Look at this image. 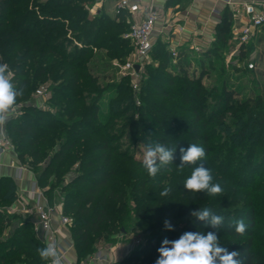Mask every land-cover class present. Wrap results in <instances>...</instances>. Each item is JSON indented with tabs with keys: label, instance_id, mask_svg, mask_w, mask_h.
I'll use <instances>...</instances> for the list:
<instances>
[{
	"label": "trees",
	"instance_id": "16d2710c",
	"mask_svg": "<svg viewBox=\"0 0 264 264\" xmlns=\"http://www.w3.org/2000/svg\"><path fill=\"white\" fill-rule=\"evenodd\" d=\"M86 1L90 0H0V65H9L14 71L11 82L23 90L14 105L21 103L22 109L8 118L6 133L20 161L33 167L50 204L55 197L62 200L63 213L72 218L78 261L130 229L151 227L142 234L147 244L141 251L134 248L113 264H132L140 257L141 264H155L161 245L150 247L156 239L175 240L185 232L209 231L229 252L239 251L240 264H264V184L243 182L236 178V170H230L235 165L247 177L264 164V149H257L264 140L263 98L234 100L233 92L223 86L216 105L224 103V109L217 117L214 109H206L212 90L203 83L208 74L204 61L199 75L191 73V62L181 56L174 61L168 43L158 39L151 52L156 65L145 64L148 76L140 78L139 92H150V98L142 97L136 106L132 93L126 94L131 90L130 76L102 85L89 65L97 51L120 61L131 56L133 44L125 36L131 23L123 11L110 16L101 8L91 14ZM231 24L227 9L206 57L220 56L231 37ZM244 52L242 48L240 55ZM46 81L51 82V95L45 100L48 107H41L33 102V92ZM106 93L108 106L103 114L99 99ZM227 111L225 137L212 142L215 132L209 127L215 119L222 123ZM117 112L127 117L118 122ZM127 130L133 138L138 134L145 148L149 143L177 145L173 164L150 177L143 160L120 148ZM190 144L205 149V167L212 172V183L221 186L220 194L184 189L195 165L182 170L176 166L181 163L179 148ZM238 155L244 159L239 161ZM76 161V174L65 181L68 167ZM55 181L62 182L58 194ZM165 188L171 191L160 196ZM17 197L14 179L0 177V264H50L39 256L37 250L46 245L34 232L31 218L21 220L9 235L3 234L12 221L3 210ZM205 207L224 217L218 229L190 216L192 210ZM165 219L173 230L165 229ZM241 219L247 225L243 235L235 231V222Z\"/></svg>",
	"mask_w": 264,
	"mask_h": 264
},
{
	"label": "rangeland",
	"instance_id": "374dc122",
	"mask_svg": "<svg viewBox=\"0 0 264 264\" xmlns=\"http://www.w3.org/2000/svg\"><path fill=\"white\" fill-rule=\"evenodd\" d=\"M111 1L112 0H90V1H86L85 3L87 4V7L90 13L95 14L98 9L103 8L102 3H105L106 4L105 6L108 7L109 2ZM114 6H115L113 7L114 11H110V13H108L110 16H113L116 14L115 13L116 12L115 10L117 9L116 0H115ZM123 15L126 17L127 20L130 19V14L126 10H123ZM237 48H238L237 40H235L232 35V40L231 38L228 40L226 46L223 48V50H221L219 57H215L211 61L204 62L205 69L207 70L208 74L204 77L203 83L208 90L210 91L212 90L211 96H209L208 101L206 103L207 104L206 109L207 111L214 109L215 114H217V117H219L220 114H222V111L220 110L224 109V103H221V105H216V101L217 99H219V96L222 93L223 86L230 92H233L234 100L236 99L245 100L247 98H254L256 96H261L264 100V40L256 41L255 43H251L250 45L245 46L246 50L242 54V56H244L243 60L240 59V57L242 56L240 55L241 53L239 52ZM236 50L238 51L236 52ZM256 53H258L255 59L256 68L249 69L246 65L250 61L249 57L251 56V54L255 55ZM129 57H124L123 61H120L117 59H109L108 57H106L104 51H97L94 54V56L90 59L89 65L92 69V73L100 77L99 82L102 85H105V84H108L109 82H117L121 80L122 66L129 59ZM0 58H1V55H0ZM190 62H191V67L189 68V71L191 73L195 71L199 75L200 69H201L200 60L195 57V60L194 61L190 60ZM146 64L156 65V62L152 59L151 55L147 59ZM3 65L7 66L6 75L8 76L10 80H12V78L14 77V71L9 67V65L6 62L3 63ZM148 73H149L148 67H144L142 71V75L147 77ZM50 84H51L50 81H46L44 83H41L37 88H39L42 85L50 88ZM130 86H131V90L127 91L126 94L132 93L133 101L136 104V106L141 105V103L138 104V101L142 102L141 101L142 97L150 98V92H146L142 94L139 91H136L134 87L132 86V81L130 82ZM35 92L36 90L33 92V96ZM112 95H115V92H112ZM107 97L108 95L106 93V94H103L102 97L99 99L100 112L103 114H106L107 112V106H108ZM47 98L48 97L41 99L39 97L34 96L33 102H35L36 104L37 103L45 104L44 107H46L47 104L45 103V100ZM130 101L131 100H129V102ZM132 106L134 107V104H132ZM12 109H13V114H17L22 109L21 103L14 106ZM224 114H225L223 115L224 119L222 120L223 124L220 123L218 119H215L214 122H212V124L209 127V129L212 128L215 132V138L212 139V142L217 143L223 140L225 137V133L222 132V129L224 128L225 124L226 125L228 124L229 126L230 111L224 112ZM115 116L116 118H118V122L123 121L124 118L127 117V115H124L120 112H117ZM230 128L232 129V127ZM137 137H139L138 134H137ZM137 137L133 138L130 135V131L127 130L125 132V135L122 136L121 138L120 148L124 150H128L129 153L134 154L137 159L143 160V156H144V152L146 148L144 147L142 142L138 141ZM259 148L264 149V140H262L260 145L257 147V149ZM255 156H258V154ZM237 157H239V161L244 159L242 155H238ZM26 165L28 166V164ZM28 168L32 170L33 167L28 166ZM68 168H70V170L67 172V174L64 177L65 181H68L76 174L79 168L78 161L71 164L70 167ZM238 168L239 167L235 165L230 167V170L237 171V173L235 172L237 174L236 178L241 177L243 182H248V184H255V185L264 184V164L259 167L260 171L253 170L249 173L247 177L246 175L243 174V170L241 169V171H239ZM49 181H51V179ZM61 184L62 182L60 183L59 181L57 182L55 181V188H54L55 194H58L59 192L58 187ZM46 186H49V182L47 183ZM41 187L42 189L44 188V186H41ZM226 191H228V189H225V192ZM56 201H58L57 197H55L54 203H56ZM16 203L19 205L18 197L15 200V202L9 206V208L3 210L7 215L12 217L11 223L8 225V227L3 232V234L5 235H9L10 232L13 231V229L16 228V226H18L21 223V220H24L25 218H31L30 216L28 215L25 216L23 213L19 212L18 209H16L17 208ZM150 229L151 227L145 228V230L143 228L140 230L130 229L128 233L120 234L116 242L114 243L113 242H109V243L103 242L102 244H105V246H110L113 244L117 246L118 248L119 247L122 248L123 246H126L129 243H132L133 249L136 248L137 250L141 251V247L147 244V239L145 236L142 237V234L149 232ZM165 238L168 239V237H160L159 239H156L155 240L156 243L154 244V246H151L150 248H154L158 244L161 245L162 241ZM242 238H246V236ZM138 239H140L141 241L139 244L136 243ZM132 250L129 251L126 257L131 254ZM143 254H145L144 251H143ZM142 261H143V258L140 257L139 259L135 258V260L134 261L132 260L131 263L135 264L136 262V264H141Z\"/></svg>",
	"mask_w": 264,
	"mask_h": 264
},
{
	"label": "crops",
	"instance_id": "0c3cea01",
	"mask_svg": "<svg viewBox=\"0 0 264 264\" xmlns=\"http://www.w3.org/2000/svg\"><path fill=\"white\" fill-rule=\"evenodd\" d=\"M141 4H154L161 12V17L156 25L155 41L161 39L168 43L169 49H175L178 52V58L185 57L189 61H194L195 57L202 61H211L215 56L206 57V51L210 49L216 41L217 25L222 21L223 15L231 5L228 3L241 2H264V0H137ZM102 3V2H101ZM100 3V5H101ZM102 3V7L107 13L114 11L115 0L109 2L108 7ZM110 9V10H109ZM114 16V15H113ZM141 18L142 14H136ZM233 24V23H232ZM231 24V25H232ZM240 24V23H238ZM232 28V27H231ZM232 33V30H231ZM231 34V40H232ZM264 40V26L257 29L247 43L239 47V52L245 46ZM258 53L251 54L249 59L255 61ZM244 58V57H243ZM13 114L11 109L8 118ZM0 125V131L6 133V122ZM12 177L18 188V202L28 200L31 205L40 203H49V197L44 188L38 184L35 173L28 168L26 163H22L18 157L14 146H10L5 151L0 152V177ZM56 213L54 226L59 228V242L66 251V261L64 264H113L117 260H122L133 249V244L129 243L122 248L115 245L105 246L100 244L98 250L90 257L78 261V254L74 244V239L69 225L63 227L60 225V217L63 213V202L58 199L56 203ZM51 204V205H53ZM18 207V204L16 203ZM27 216L28 214H24ZM31 217L33 226L34 215ZM37 235V234H36ZM40 234L38 237H42ZM120 254V255H119ZM120 256V257H119Z\"/></svg>",
	"mask_w": 264,
	"mask_h": 264
},
{
	"label": "clouds",
	"instance_id": "9594fccd",
	"mask_svg": "<svg viewBox=\"0 0 264 264\" xmlns=\"http://www.w3.org/2000/svg\"><path fill=\"white\" fill-rule=\"evenodd\" d=\"M7 66L0 65V125L8 118L11 109L16 104L17 96L23 94V90H17L6 75ZM177 145L166 148L160 143H149L143 156V167L147 174L155 178L161 168L173 164ZM181 163L176 166L183 169L185 165H195L191 175L184 182V189L192 192H204L207 195H217L222 192L219 184H213V175L209 168L205 167V149L197 144H190L187 149L179 148ZM171 191L165 188L160 196H167ZM190 216L204 222L212 228L218 229L224 222V217L213 212L211 209L199 208L192 210ZM166 230H173V225L167 219L164 220ZM235 231L243 235L247 225L244 220L235 222ZM42 260L50 261V264H62L61 253L56 244L49 242L46 247L37 250ZM159 255L155 264H240L236 259L239 251L229 252L226 247L219 243L216 233L209 231L185 232L178 239L165 238L157 249Z\"/></svg>",
	"mask_w": 264,
	"mask_h": 264
},
{
	"label": "built area",
	"instance_id": "2783aa9c",
	"mask_svg": "<svg viewBox=\"0 0 264 264\" xmlns=\"http://www.w3.org/2000/svg\"><path fill=\"white\" fill-rule=\"evenodd\" d=\"M117 9L116 14L120 11L126 10L130 14L129 22L131 23L129 31L125 34L131 39L133 44V52L129 59L122 66V75L130 76L132 78V86L136 91L140 90V78L145 67L147 59L150 57L154 43L156 25L161 17V12L154 4H141L137 0H116ZM228 3L231 5V19H232V34L233 38L237 40L238 50L244 44H247L253 37L255 31L264 26V2H241ZM141 13L142 17L137 18L136 14ZM240 23V24H238ZM236 50V52L238 51ZM172 57L176 61L178 52L171 49ZM135 64L140 65V69H135ZM240 65V64H239ZM249 69H255L256 63L253 59L246 64ZM51 91L46 86H40L36 89L35 97L44 99L49 97ZM141 102L138 101V104ZM37 105L44 107L45 104ZM10 146H13L7 133L0 131V152L5 151ZM23 214L34 215L33 229L39 236L43 234L40 239L47 246L49 242L56 244L61 253L62 264L66 261V251L61 247L59 242V228L54 226V219L56 213V206L49 203L37 202L31 205L28 200L19 201L16 208ZM60 225L68 227L72 223V218L68 215L62 214L60 217ZM141 241H136L139 244Z\"/></svg>",
	"mask_w": 264,
	"mask_h": 264
},
{
	"label": "water",
	"instance_id": "95a60500",
	"mask_svg": "<svg viewBox=\"0 0 264 264\" xmlns=\"http://www.w3.org/2000/svg\"><path fill=\"white\" fill-rule=\"evenodd\" d=\"M135 69L139 70L140 69V65L139 64H135Z\"/></svg>",
	"mask_w": 264,
	"mask_h": 264
}]
</instances>
